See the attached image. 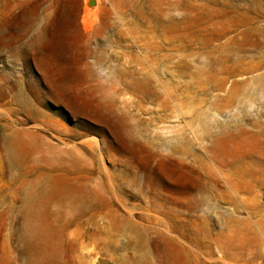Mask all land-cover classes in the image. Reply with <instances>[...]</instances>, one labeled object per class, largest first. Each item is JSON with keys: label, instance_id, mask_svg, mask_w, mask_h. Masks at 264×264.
Returning <instances> with one entry per match:
<instances>
[{"label": "rangeland", "instance_id": "rangeland-1", "mask_svg": "<svg viewBox=\"0 0 264 264\" xmlns=\"http://www.w3.org/2000/svg\"><path fill=\"white\" fill-rule=\"evenodd\" d=\"M0 264H264V0H0Z\"/></svg>", "mask_w": 264, "mask_h": 264}, {"label": "bare ground", "instance_id": "bare-ground-1", "mask_svg": "<svg viewBox=\"0 0 264 264\" xmlns=\"http://www.w3.org/2000/svg\"><path fill=\"white\" fill-rule=\"evenodd\" d=\"M27 150H25L23 142L20 141L16 135H13L7 139V152L11 160L15 162L23 161V159L27 154ZM37 185L36 187H38ZM37 190L38 193L33 199L31 205L29 204L30 205L29 208H27L24 211V215H23L24 224L21 231L22 237L27 243L29 256L33 252H35V248L37 249L38 252L41 253V251L46 246L48 241L51 240L52 238V233L54 232V228L46 220V216L48 214L51 213L53 214L49 204L51 200L58 198L59 199L58 201H61L64 204V206L80 207L84 205L85 199L89 197V194L86 193L85 191L81 190L77 192H72V190L69 187H66V185L58 186L51 184L40 187Z\"/></svg>", "mask_w": 264, "mask_h": 264}]
</instances>
